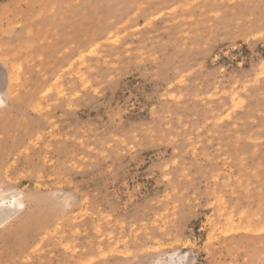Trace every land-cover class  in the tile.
I'll return each instance as SVG.
<instances>
[{
    "label": "rangeland",
    "instance_id": "obj_1",
    "mask_svg": "<svg viewBox=\"0 0 264 264\" xmlns=\"http://www.w3.org/2000/svg\"><path fill=\"white\" fill-rule=\"evenodd\" d=\"M0 91V264H264V0H0Z\"/></svg>",
    "mask_w": 264,
    "mask_h": 264
},
{
    "label": "bare ground",
    "instance_id": "obj_2",
    "mask_svg": "<svg viewBox=\"0 0 264 264\" xmlns=\"http://www.w3.org/2000/svg\"><path fill=\"white\" fill-rule=\"evenodd\" d=\"M4 97L5 93L0 91L1 103L4 102ZM22 206H24L23 201L17 199L15 196H13L9 201H7V198H0V226L12 218H15L21 212ZM182 262V257L175 258L174 256H171L170 260L166 261L164 264H182Z\"/></svg>",
    "mask_w": 264,
    "mask_h": 264
}]
</instances>
